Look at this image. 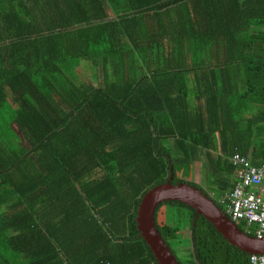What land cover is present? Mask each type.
<instances>
[{"label":"trees","instance_id":"trees-1","mask_svg":"<svg viewBox=\"0 0 264 264\" xmlns=\"http://www.w3.org/2000/svg\"><path fill=\"white\" fill-rule=\"evenodd\" d=\"M263 124L264 0H0V264H157L139 198L170 168L206 192L198 163L221 208ZM154 225L178 264H249L185 204Z\"/></svg>","mask_w":264,"mask_h":264},{"label":"water","instance_id":"water-1","mask_svg":"<svg viewBox=\"0 0 264 264\" xmlns=\"http://www.w3.org/2000/svg\"><path fill=\"white\" fill-rule=\"evenodd\" d=\"M168 181L146 191L136 209L135 221L139 237L148 246L157 264H178L164 244L154 225V210L162 202L177 201L203 216L232 246L247 254L264 255V236L256 238L239 231L221 211L194 187L187 184H170Z\"/></svg>","mask_w":264,"mask_h":264},{"label":"clouds","instance_id":"clouds-1","mask_svg":"<svg viewBox=\"0 0 264 264\" xmlns=\"http://www.w3.org/2000/svg\"><path fill=\"white\" fill-rule=\"evenodd\" d=\"M214 96V95H213ZM217 98V97H216ZM264 125V124H263ZM262 139H264V130L262 131V135H261ZM255 146L256 144L253 143L252 147L247 148L245 151H239L236 149L232 150L231 155L228 157V162L229 165L232 168V181L226 186L225 190L222 192V194L220 195V197L217 200V205H220L221 208H217L221 211V213L231 222L235 225V227L239 230V228L237 227L238 224H242V221L244 222V225L246 226H250L253 229V237H256L255 233H254V229H255V223L253 222V220H250L248 217L251 216V211L256 210V206H255V201L252 200L254 203L250 204L249 206H247L246 208L242 209V213L241 210L238 213V215L236 216H231L230 212H229V208H233L234 203L236 200L238 199H247L249 197H254V194L256 192V187L257 185L251 184L250 182H246L245 178L243 179V182L245 183H249L248 185L241 187L242 185V179L237 177V174L243 170V166L240 163V158L244 157V158H248L249 159V164L253 167H259L261 162H262V156H263V148L261 149V153L259 155H257L254 150H255ZM234 154L238 155V159L235 163L232 162L231 158L233 157ZM195 164V163H194ZM193 164V166H194ZM197 164V163H196ZM193 166L190 169L189 172V176L187 177V180H190L191 182H194L198 185H200L201 183H197V179L199 177V179L202 180V177H200V174H196L194 173L193 170ZM199 167V165H198ZM200 171V169H199ZM194 177V180H191V177ZM170 177V176H169ZM168 177V178H169ZM172 177V176H171ZM182 184H186V183H182ZM188 185V184H187ZM190 186V185H189ZM193 187V186H191ZM195 188V187H194ZM203 188V187H202ZM196 189V188H195ZM204 190H206V192H202L201 190L200 193L202 195H204L213 205H216L215 203H213L211 200V192L212 191L211 188L209 186L206 185V188H203ZM141 198V197H140ZM139 198V199H140ZM163 203V202H162ZM161 204V203H160ZM155 211V210H154ZM199 215L196 213V216ZM203 217V216H202ZM204 218V217H203ZM206 220V219H205ZM207 221V220H206ZM215 229V228H214ZM240 231V230H239ZM263 237V236H262ZM261 237V238H262ZM223 238V237H222ZM257 238V237H256ZM162 239V238H161ZM164 242V241H163ZM165 244V243H164ZM166 245V244H165ZM169 249V248H168ZM250 255H258V254H249ZM248 256V257H249Z\"/></svg>","mask_w":264,"mask_h":264},{"label":"built area","instance_id":"built-area-1","mask_svg":"<svg viewBox=\"0 0 264 264\" xmlns=\"http://www.w3.org/2000/svg\"><path fill=\"white\" fill-rule=\"evenodd\" d=\"M238 159V155L234 154L231 158L232 162L235 163ZM240 163L243 166L237 177L242 179L241 187L248 185L249 183L243 182L245 178L246 182L257 185L254 197L247 199H238L235 201L233 208H229L231 216H236L242 209L246 208L255 201L256 210L251 211V216L248 217L255 223L254 233L257 238L264 236V139H263V156L262 162L259 167H253L249 164V159L241 157ZM249 264H264V255H250L248 257Z\"/></svg>","mask_w":264,"mask_h":264},{"label":"crops","instance_id":"crops-1","mask_svg":"<svg viewBox=\"0 0 264 264\" xmlns=\"http://www.w3.org/2000/svg\"><path fill=\"white\" fill-rule=\"evenodd\" d=\"M244 83H245V81H244ZM245 85L247 86V84L245 83ZM248 87V86H247ZM235 99H237V96L235 95ZM221 101H225V100H216V99H211L209 102H204L200 107H199V110L200 109H203V108H205V107H207L208 106V108L211 110V111H213V112H215L216 113V115H217V117L218 118H222L224 115H225V112H226V108H225V106H224V104H223V102H221ZM196 104H197V102H196ZM260 109V108H259ZM252 135H254V134H251V137H252ZM213 137H214V139H215V142L217 143V147L219 146L218 145V141H217V139H218V135H217V133H213ZM247 142L248 141H250L249 139H245ZM196 164V163H195ZM199 178V177H198ZM243 228H244V231H252V228L250 227V226H246V225H243ZM251 228V229H250ZM239 230L242 232V233H244V234H248V233H246V232H244L243 230H242V224H241V226H239ZM249 236V235H248Z\"/></svg>","mask_w":264,"mask_h":264},{"label":"rangeland","instance_id":"rangeland-1","mask_svg":"<svg viewBox=\"0 0 264 264\" xmlns=\"http://www.w3.org/2000/svg\"><path fill=\"white\" fill-rule=\"evenodd\" d=\"M12 128H14L16 134H20V132L17 131V126L15 124H12ZM255 137H256L255 134L252 135V137H251V140H252L251 142L252 143H256ZM1 147H2V145L0 144V153L3 154V152L1 151ZM198 165L199 164L197 163V164H194V166H193L194 173H196V174H199V167H198ZM172 175H173L172 169L170 168L169 169V176H172ZM194 177L195 176H192L191 177V180H194ZM197 183H202V180L198 178L197 179ZM200 186L203 187V188H206V184H200ZM162 210H163V208L158 213V221H162L163 218H164ZM183 234L186 235V236H188V232L187 231L183 232ZM185 245H186V243L183 242V245L182 246H185ZM178 256H181V255H178Z\"/></svg>","mask_w":264,"mask_h":264}]
</instances>
